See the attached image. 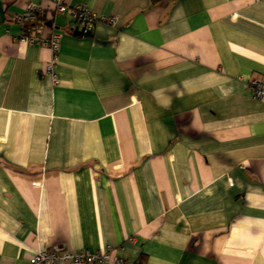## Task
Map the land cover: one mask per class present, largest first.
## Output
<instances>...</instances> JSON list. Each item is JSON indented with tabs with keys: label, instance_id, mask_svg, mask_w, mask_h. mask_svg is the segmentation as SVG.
Returning a JSON list of instances; mask_svg holds the SVG:
<instances>
[{
	"label": "crops",
	"instance_id": "obj_1",
	"mask_svg": "<svg viewBox=\"0 0 264 264\" xmlns=\"http://www.w3.org/2000/svg\"><path fill=\"white\" fill-rule=\"evenodd\" d=\"M68 1L116 20L83 34L45 0H0V264L108 246L264 264V0ZM30 3L61 33L56 83L50 50L17 39Z\"/></svg>",
	"mask_w": 264,
	"mask_h": 264
},
{
	"label": "built area",
	"instance_id": "obj_2",
	"mask_svg": "<svg viewBox=\"0 0 264 264\" xmlns=\"http://www.w3.org/2000/svg\"><path fill=\"white\" fill-rule=\"evenodd\" d=\"M53 7L55 13H66L72 17L80 26V32L89 34L96 21H103L114 24L116 17L97 16L86 6L78 3H71L68 0H45ZM43 7L36 4H28L23 11L15 16V21L22 27L17 36L18 41L26 44H38L46 47L51 52V57L47 61L44 71L50 73L54 83L57 82L53 73L57 61L61 33L51 30L42 34L37 24V17L43 14ZM48 14V12L46 13ZM45 15V13H44ZM46 16V15H45ZM249 89L257 99L264 100V78L252 77L249 80ZM29 264H57L61 261L69 264H132L127 258L117 254L113 247H104L95 251L87 249L71 250L67 248H40L29 256Z\"/></svg>",
	"mask_w": 264,
	"mask_h": 264
},
{
	"label": "trees",
	"instance_id": "obj_3",
	"mask_svg": "<svg viewBox=\"0 0 264 264\" xmlns=\"http://www.w3.org/2000/svg\"><path fill=\"white\" fill-rule=\"evenodd\" d=\"M43 16H45V15H43ZM44 17H42L41 19H43Z\"/></svg>",
	"mask_w": 264,
	"mask_h": 264
}]
</instances>
